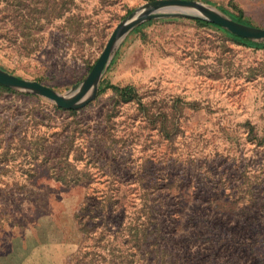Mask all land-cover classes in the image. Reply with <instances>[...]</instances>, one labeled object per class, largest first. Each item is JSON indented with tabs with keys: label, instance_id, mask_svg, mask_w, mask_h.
<instances>
[{
	"label": "rangeland",
	"instance_id": "obj_1",
	"mask_svg": "<svg viewBox=\"0 0 264 264\" xmlns=\"http://www.w3.org/2000/svg\"><path fill=\"white\" fill-rule=\"evenodd\" d=\"M151 1L0 0V69L65 93ZM198 19L131 28L81 108L0 88V264H264V40Z\"/></svg>",
	"mask_w": 264,
	"mask_h": 264
},
{
	"label": "water",
	"instance_id": "obj_2",
	"mask_svg": "<svg viewBox=\"0 0 264 264\" xmlns=\"http://www.w3.org/2000/svg\"><path fill=\"white\" fill-rule=\"evenodd\" d=\"M138 12L140 13L136 15ZM171 16H189L204 19L225 28L236 36L251 40H264V28L237 22L204 3L194 0H154L141 6L114 28L103 50L80 85L73 86L65 93H58L37 81L26 80L1 69L0 84L41 95L55 102L61 108H81L96 95L100 77L111 58L116 43L131 28L145 20Z\"/></svg>",
	"mask_w": 264,
	"mask_h": 264
},
{
	"label": "trees",
	"instance_id": "obj_3",
	"mask_svg": "<svg viewBox=\"0 0 264 264\" xmlns=\"http://www.w3.org/2000/svg\"><path fill=\"white\" fill-rule=\"evenodd\" d=\"M70 19V18H69ZM199 21H201L202 23H204V24H211V25H214V26H216V27H218L219 28V26L218 25H216V24H214V23H211V22H209V21H207V20H204V19H198ZM236 21H239V22H242L241 20H239V19H235ZM234 38H236V39H238L239 41H244V42H246V41H248L247 39H244V38H241V37H238V36H236V35H233V34H231ZM0 88L1 89H3V90H6V91H12L10 88H7V87H4V86H2L1 84H0ZM73 111V110H72ZM62 183H64V184H67V183H69V181H67V180H60ZM76 181V182H75ZM74 181V183H78L79 182V180H75Z\"/></svg>",
	"mask_w": 264,
	"mask_h": 264
},
{
	"label": "bare ground",
	"instance_id": "obj_4",
	"mask_svg": "<svg viewBox=\"0 0 264 264\" xmlns=\"http://www.w3.org/2000/svg\"><path fill=\"white\" fill-rule=\"evenodd\" d=\"M140 12H138L136 15H138Z\"/></svg>",
	"mask_w": 264,
	"mask_h": 264
}]
</instances>
